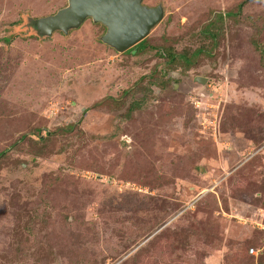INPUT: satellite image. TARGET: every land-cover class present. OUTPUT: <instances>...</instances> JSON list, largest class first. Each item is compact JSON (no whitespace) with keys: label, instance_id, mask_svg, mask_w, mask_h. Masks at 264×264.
<instances>
[{"label":"rangeland","instance_id":"1","mask_svg":"<svg viewBox=\"0 0 264 264\" xmlns=\"http://www.w3.org/2000/svg\"><path fill=\"white\" fill-rule=\"evenodd\" d=\"M142 1L175 51L220 14L211 57L165 68L90 19L37 37L66 0H0V264H264V0ZM153 69L140 111L92 107Z\"/></svg>","mask_w":264,"mask_h":264},{"label":"water","instance_id":"2","mask_svg":"<svg viewBox=\"0 0 264 264\" xmlns=\"http://www.w3.org/2000/svg\"><path fill=\"white\" fill-rule=\"evenodd\" d=\"M142 0H66L53 14L40 17L35 27L42 36L55 31L67 32L90 18L105 27L100 40L122 53L145 38L163 17V7L142 5ZM199 82H204L203 78Z\"/></svg>","mask_w":264,"mask_h":264},{"label":"trees","instance_id":"3","mask_svg":"<svg viewBox=\"0 0 264 264\" xmlns=\"http://www.w3.org/2000/svg\"><path fill=\"white\" fill-rule=\"evenodd\" d=\"M231 16H233V14ZM221 19H222L221 15L218 14L215 20L211 19L207 22V24L202 29L203 31L200 34L202 36V39L205 40L204 41L205 43L203 42L204 44L198 48L192 50L190 48L188 49L183 48V50L181 51H175L171 46L165 47L160 44H150L148 41L145 40V41H140V43H143L141 46H137V44H139L137 43L132 47H130L125 52L127 54H133V53H139V52H144L146 50L154 49L155 53L159 57L164 59V62L166 64L164 65L166 66L165 68L168 67L169 69H174L176 67H180L183 71H187L188 69L197 65V59L201 55L204 57H211L216 47L215 38L217 36L216 35L217 33L210 32L207 29H209L208 26H216V22L218 20L221 21ZM36 32H37L36 34L37 37L42 36L38 33L37 29ZM5 40L9 41V38H5ZM252 44L254 45L255 48L259 47L258 42H256L254 39H252ZM160 70L161 69L151 70L147 74H144L140 76L138 79H136L135 82L131 84L127 89L122 90V92L118 96H105L100 101L98 102L96 101L95 104H93L94 106L92 107H96V106L99 107L104 105L107 108L113 110L122 107L126 103V101L129 100L126 107V116H129L134 111H140L146 101L147 96L149 95V93H152V89L150 88V86L153 84L154 85L158 84L156 81V77L158 75V72H160ZM145 80L147 81L144 82ZM73 127H74V123L68 122L64 126L59 127L57 131L61 134H64L70 132L73 129ZM35 134L36 132L34 133V135ZM25 136L26 134H22L17 138L16 142L21 141L22 139H24ZM36 137L39 138V135L38 136L36 135ZM125 145L128 144L125 143ZM5 152L6 150L0 151V158L4 156ZM39 213H41V211H39ZM34 220L32 222L36 221ZM161 226L159 228H161Z\"/></svg>","mask_w":264,"mask_h":264},{"label":"flooded vegetation","instance_id":"4","mask_svg":"<svg viewBox=\"0 0 264 264\" xmlns=\"http://www.w3.org/2000/svg\"><path fill=\"white\" fill-rule=\"evenodd\" d=\"M141 3H142V5H145L144 3H143V1H141ZM145 6H147V5H145ZM87 19H90V18H87ZM99 24H101V23H99ZM101 26H102V28H103V32H102V34L104 33V31H105V27L101 24ZM101 34V35H102ZM101 37V36H100ZM147 37V36H146ZM146 37L145 38H143L142 40H144V39H146ZM141 40V41H142ZM140 42V41H139Z\"/></svg>","mask_w":264,"mask_h":264}]
</instances>
